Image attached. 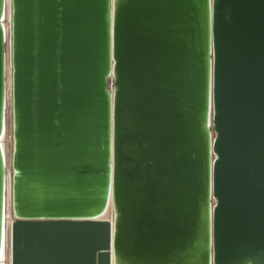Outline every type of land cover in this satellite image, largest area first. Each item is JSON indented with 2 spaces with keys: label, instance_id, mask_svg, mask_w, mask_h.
I'll return each mask as SVG.
<instances>
[{
  "label": "water",
  "instance_id": "obj_1",
  "mask_svg": "<svg viewBox=\"0 0 264 264\" xmlns=\"http://www.w3.org/2000/svg\"><path fill=\"white\" fill-rule=\"evenodd\" d=\"M10 193L16 264H264V0H0L2 264Z\"/></svg>",
  "mask_w": 264,
  "mask_h": 264
},
{
  "label": "bare ground",
  "instance_id": "obj_2",
  "mask_svg": "<svg viewBox=\"0 0 264 264\" xmlns=\"http://www.w3.org/2000/svg\"><path fill=\"white\" fill-rule=\"evenodd\" d=\"M7 31H8V52H9V90L11 95V36H12V20H11V9L9 12L8 20H7ZM11 124V121H10ZM9 124V135L6 140L7 145V157H8V164L9 167H11L12 164V152H13V140L11 138V125ZM10 200H9V213H8V219H7V251H6V264H16L14 260L15 255H19L22 250V242L19 241L17 238V233L15 232L14 223L16 222V219L12 213L11 208V193H10ZM107 263V258L104 257L103 264ZM239 264V263H236Z\"/></svg>",
  "mask_w": 264,
  "mask_h": 264
},
{
  "label": "snow or ice",
  "instance_id": "obj_3",
  "mask_svg": "<svg viewBox=\"0 0 264 264\" xmlns=\"http://www.w3.org/2000/svg\"><path fill=\"white\" fill-rule=\"evenodd\" d=\"M4 259V246L2 243H0V264H2Z\"/></svg>",
  "mask_w": 264,
  "mask_h": 264
}]
</instances>
